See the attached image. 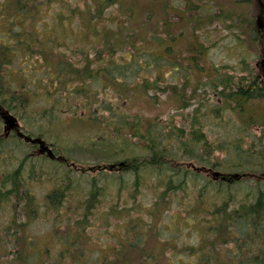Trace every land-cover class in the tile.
I'll return each mask as SVG.
<instances>
[{"label": "rangeland", "instance_id": "374dc122", "mask_svg": "<svg viewBox=\"0 0 264 264\" xmlns=\"http://www.w3.org/2000/svg\"><path fill=\"white\" fill-rule=\"evenodd\" d=\"M87 1L92 3L70 0L72 7L77 2L82 8ZM117 1L110 8L122 14L116 22L124 21L125 26V14L131 7L136 11L128 31H136L133 39L141 53L139 63H153L154 67H118L116 73L125 71L127 81L118 78L116 85L107 79L89 83L78 102L72 99L77 90L73 96L70 89L60 90L55 97L66 101L65 113L58 110L50 118L47 114L54 106L31 93L40 87L35 77H45L44 66L28 77L25 89L17 67L0 70V91L20 86L21 94L31 97L26 115L9 110L24 132L42 135L55 153L73 162L72 167L60 166L48 156L30 161L33 148L14 135L0 142V182L7 178L8 185L44 188L32 194L0 195V264L140 263L141 254L146 252L160 257L156 264H176L172 259L182 253L176 252L174 245L197 246L201 234L209 239L204 231L224 223L226 205L234 208L241 201L247 202L250 193L264 190V97L241 110V100L226 89L229 78L248 85L260 74L264 32H258L262 42L253 49L246 25L256 13L255 1ZM145 10L154 11L152 24L148 15L144 17ZM11 11L0 9L1 31L11 27ZM47 11L48 19L46 13L40 14L41 22L31 29L30 39L40 42L39 36L44 38L43 46L54 52L49 53L54 59L49 62L63 63L72 71L80 64L85 66L87 59L99 58L103 38L94 33L84 35L76 15L67 13L70 18L56 25L49 20L53 12ZM238 15L241 18H236ZM19 21L14 27L20 26ZM154 32L165 40L163 44L151 40ZM47 33H52V41H45ZM167 45L173 49L171 57L177 69L144 57ZM116 62L132 64L129 60ZM160 63L164 69L158 68ZM66 85L72 87L73 83ZM106 107L111 109L106 111ZM112 117L118 124L110 125ZM124 121L130 125L124 127ZM137 122L144 133L134 138L130 133ZM119 132L122 135L117 137ZM2 139L4 121L0 116ZM152 140L160 145V159L146 150L153 146ZM128 160L137 162L128 168ZM121 162L126 164L122 169H109L110 164ZM30 164L37 167L36 173L45 170L43 176H31V182L23 178L24 170H29L25 166ZM215 172L229 178L228 182L215 180ZM235 175L243 177L237 180ZM216 209H220L219 215ZM14 234L20 239L15 240ZM168 240H173L169 248ZM218 253L226 259L225 249ZM182 256L188 257V251Z\"/></svg>", "mask_w": 264, "mask_h": 264}, {"label": "trees", "instance_id": "16d2710c", "mask_svg": "<svg viewBox=\"0 0 264 264\" xmlns=\"http://www.w3.org/2000/svg\"><path fill=\"white\" fill-rule=\"evenodd\" d=\"M254 1L256 4V9L254 11V13L256 12L254 14L255 16L253 15L250 17L252 20L246 24L252 36L251 41L253 49H255L257 44L259 45L261 44L260 42H262L261 36L258 32L261 30L264 32V2L258 3L259 0ZM117 2V0H92V3L87 1L86 6L82 8L77 2L76 5L72 7L70 0H0V4H2L0 5V9L11 8V13L14 15L11 21V27L8 26V30L6 28L5 31L0 30V33L3 36V38L0 37L1 72H6L8 69L17 67L19 71V73L17 72L19 80L23 82L22 86L23 89H25L27 82H30L28 77L33 76V73L36 74L37 70L44 66L47 69L46 72H43L45 77H35V83L37 84L38 82L42 90L38 87L37 91H31V93H33V97H43L46 102L54 106L53 110L49 111L47 114L48 118H50L54 114H57L58 110L65 113V107H63V105L66 101L63 98L57 100L55 97V94L60 90L68 91V89H70V96H73L72 92L77 90L76 92H78V94H75V97H72V99L78 102L81 96L85 94L82 90L87 89V84L89 83L95 82L96 80H99L102 83L107 79L112 82V85H116L118 83V78L127 81V73L125 71H119L116 73L115 69L118 67L125 69L131 67L133 64H137V68L139 69H143L146 66L154 67L155 65H153V63H146L145 65L139 63L141 53L139 54V52H137V44L135 43V39H133V37L136 36V31L130 29L128 31L129 24L135 19L134 15L136 14V11L131 7L130 11L125 14L127 16L126 22L128 23L124 26V21L116 22L117 19H122L120 11H110V8L117 5ZM154 3H156V1ZM57 4L61 6L60 9L56 7ZM53 5L55 6L54 8ZM47 8H49V12H53V16L49 20H54L56 25L65 23L67 19L70 18L67 13H70L81 19L80 26L84 28L82 31L84 35L94 33L96 38H103L102 41L104 42V46L103 51H98L99 58H91V60H95L94 63L87 59L88 63H86L85 66L80 64L79 69L70 71L65 65H63V63L49 62L54 60L50 59V56L53 54L49 53L54 52L45 44L43 46L44 38L39 36L40 42L36 39L37 43L30 39V35L33 34V30L31 29L33 26H39L41 22L40 14H47ZM188 11H190V8ZM143 13L144 17L148 15V19H152V22L149 23L152 24L154 21V17L152 16L154 11L145 10ZM182 15L183 13L181 12V16ZM18 16L21 19L20 21L18 20ZM236 18L241 17L238 15ZM18 21L20 22V26L14 27L17 25ZM45 22L46 24L44 27L46 29L47 20H45ZM257 27L259 29H257ZM16 28H19L20 30L17 31ZM116 30H118V33L123 32V34L118 36ZM156 32H158V29H156ZM34 33H36L35 30ZM52 36V33H47L45 41ZM52 40L53 38L50 39V41ZM151 40L161 42L162 44L165 41L159 36V34H155V32L153 33ZM144 55H147L144 57H148V59L165 62L166 64L164 65H167L168 67L176 68L177 66L174 59L171 57L173 55V49L170 45H167L163 50H152L150 53H145ZM57 58L58 56L56 55V61ZM119 59L132 61V64H117L116 61ZM40 63L44 64L40 66L38 65ZM164 65L160 63L158 68L164 69ZM66 70L68 72H66ZM26 73H29L30 75H26ZM158 74L160 75V73ZM138 75V72L134 74L135 77ZM101 76L104 78L102 79ZM68 81L73 83L72 87L66 85ZM255 81L256 80L248 85H244L240 80L239 82H236L233 78H229V85L226 86V89H229L230 92H234L238 97L239 102L241 100L238 104V107L241 108V110L244 109V106L247 103L264 97V88L255 87ZM147 85L148 82L146 86ZM259 85L262 86L263 84L258 81V86ZM21 91L23 90L20 86L14 90L9 87V90L5 93L4 91H0V105L11 112L18 113V115H26L32 101L27 103L29 100L28 98L31 97L25 98V92H22L21 94ZM27 92H30V90H27ZM81 105L86 106L85 104ZM110 109L109 107H106V111H109ZM82 119L85 120L86 118L83 117ZM115 120L117 119L113 117L109 120L111 126L118 124ZM125 125L128 127L130 123L124 121V127ZM131 130L132 132L130 133V136L134 138H138L144 133L139 126V122H137V125H135L134 128H131ZM147 131L152 133V130ZM107 133L108 136L111 135V132ZM115 135L120 137L122 133L119 132ZM152 138H155V136H152ZM123 141L128 142L127 138H124ZM152 141L153 146H151V148H146V150L151 154L153 153L152 157L154 159H160V145L157 146L153 144L155 140ZM136 162L137 161L132 164L129 160L128 162L126 161L128 168H132ZM151 165L154 166L155 164L153 163ZM252 195H255V198H253ZM216 210H218L217 215H219L220 209ZM224 210V223H221L218 228L209 226L208 229H205V236L209 239H205L201 234V241L197 246L185 245L178 247V244H176V246L174 245L177 250L176 252L182 254H178L181 257H178L175 260L172 259V261L176 264H264V190L257 189L255 193H250L248 195L247 202L241 201L234 208H230L226 205ZM213 213L215 214L214 211ZM214 236L218 238H214ZM166 244L169 248L173 245V240H168ZM206 247L210 250L207 251L205 249ZM221 249H225L227 254L226 259L218 253ZM187 251L188 257L182 256L187 254ZM212 251L215 253L214 256H212ZM141 256L142 260L140 263H134L128 260L126 264H156L157 260L160 258L156 253L150 252H146L144 255L141 254Z\"/></svg>", "mask_w": 264, "mask_h": 264}, {"label": "flooded vegetation", "instance_id": "af4514ba", "mask_svg": "<svg viewBox=\"0 0 264 264\" xmlns=\"http://www.w3.org/2000/svg\"><path fill=\"white\" fill-rule=\"evenodd\" d=\"M258 81L263 84L262 86H259V87L260 88H264V58H262L261 64H260V74L256 78V81L254 82V84H255L254 86L255 87L258 86ZM0 116L3 118V120L5 119V117H8V116L11 117V119H14V123L10 122V124H8V125L4 124V139L0 140V142H3L4 140L6 142V139L9 138V136H11V135H14V136L20 138V140L25 141V139L23 138V135H28V134H26L24 132V130H23L21 124L19 123L18 119L15 116L11 115L9 110L6 111V108L1 106V105H0ZM6 122H7V120H6ZM13 125H15V126L13 127ZM31 137L44 139V138H42V135H39V134L37 136H31ZM27 144L31 145V147L33 148L32 149V153L33 154L29 155V157L31 158V159L29 158L30 161L32 159H34V160L35 159H41L42 160V158H47V155L40 151V147L44 148L43 145H41L39 143H27ZM60 157H61L60 155L56 154V158L53 159V160H55L56 162H60V163L64 162L65 163L66 161H64V160H66V159L63 160V158H60ZM25 167H28L29 170H28V172H25V170H24L23 178L25 180L26 179L30 180V182H31V180H33L32 178H30L31 176L36 177L39 174H41L43 176V174L45 173V170H42L39 173H36L37 167L33 166L31 164L28 165V166H25ZM2 181H3L2 183L0 182V184H2V186H0V188H1L0 189V195H7V194H12V195H14V194H24L25 195V194H28V193L32 194L33 191H36V189H40V190L44 189L42 186H36V187L29 186V185H27L25 187L16 186L15 184H12L13 182L9 183V185H8L9 180L7 178L5 180H2ZM57 191L58 190H54L53 192H57ZM24 210L25 209L23 208L22 211H24ZM13 238H15V240H16V238L18 240L20 239V237L17 236V234H14ZM30 239H32V238L30 237ZM35 241L36 240H33V242H35ZM70 252L71 251H69V253Z\"/></svg>", "mask_w": 264, "mask_h": 264}, {"label": "water", "instance_id": "95a60500", "mask_svg": "<svg viewBox=\"0 0 264 264\" xmlns=\"http://www.w3.org/2000/svg\"><path fill=\"white\" fill-rule=\"evenodd\" d=\"M5 119H7V124H10V122H13L14 123V119H11V117H5ZM15 125H13V127H14ZM25 139L27 140V141H31V142H33V143H43L42 141H41V139H32V138H30V137H25ZM49 154H50V156L52 157V158H54V155L52 154V152L51 151H49ZM123 164H121V166H122ZM215 176L216 177H219L220 176V173H218V172H216L215 173ZM224 179V178H223Z\"/></svg>", "mask_w": 264, "mask_h": 264}]
</instances>
